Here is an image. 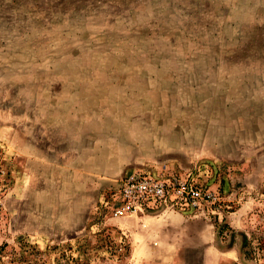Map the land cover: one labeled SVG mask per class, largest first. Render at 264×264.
I'll list each match as a JSON object with an SVG mask.
<instances>
[{
	"label": "rangeland",
	"instance_id": "1",
	"mask_svg": "<svg viewBox=\"0 0 264 264\" xmlns=\"http://www.w3.org/2000/svg\"><path fill=\"white\" fill-rule=\"evenodd\" d=\"M0 264H264V0H0Z\"/></svg>",
	"mask_w": 264,
	"mask_h": 264
},
{
	"label": "built area",
	"instance_id": "2",
	"mask_svg": "<svg viewBox=\"0 0 264 264\" xmlns=\"http://www.w3.org/2000/svg\"><path fill=\"white\" fill-rule=\"evenodd\" d=\"M174 181V182H173ZM199 190L186 182L163 179L150 172H140L124 176L109 204V214L113 219L128 215L157 211L171 206L175 199L195 205Z\"/></svg>",
	"mask_w": 264,
	"mask_h": 264
}]
</instances>
